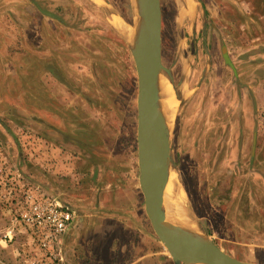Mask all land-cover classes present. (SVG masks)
Masks as SVG:
<instances>
[{
	"label": "rangeland",
	"instance_id": "374dc122",
	"mask_svg": "<svg viewBox=\"0 0 264 264\" xmlns=\"http://www.w3.org/2000/svg\"><path fill=\"white\" fill-rule=\"evenodd\" d=\"M95 1L61 0L66 25L36 11L35 33L42 38V23L60 55L59 78L46 75L43 45L32 58L12 37L0 51V182L38 186L76 211L61 264H121L123 235L144 214L136 64ZM195 1L190 21L179 22L178 0H160L162 62L185 89L168 141L173 168L209 239L264 264V0ZM109 3L114 18L137 23L131 0ZM13 200L0 196V264L35 254L29 229L15 221L21 196Z\"/></svg>",
	"mask_w": 264,
	"mask_h": 264
},
{
	"label": "water",
	"instance_id": "95a60500",
	"mask_svg": "<svg viewBox=\"0 0 264 264\" xmlns=\"http://www.w3.org/2000/svg\"><path fill=\"white\" fill-rule=\"evenodd\" d=\"M142 27L137 46L131 47L138 75V160L140 187L146 213L174 264H260L241 261L212 242L199 223L205 240L177 233L171 214L169 167L175 162L169 147V135L160 118L158 77L162 70L174 80L171 69L162 62V11L160 0H131ZM42 12L57 17L42 9ZM144 29V30H143ZM176 99L180 100L178 92Z\"/></svg>",
	"mask_w": 264,
	"mask_h": 264
},
{
	"label": "crops",
	"instance_id": "0c3cea01",
	"mask_svg": "<svg viewBox=\"0 0 264 264\" xmlns=\"http://www.w3.org/2000/svg\"><path fill=\"white\" fill-rule=\"evenodd\" d=\"M48 1L50 0H0V47H2L0 51L3 52L5 47L12 42V37L16 39L17 44L20 43L27 46V51L32 55V58L39 52L35 49L36 46L43 45L42 53H39H41L40 57L43 60L46 75L57 79L60 75L57 72L59 68H57L56 64L60 60V55L57 58V55L54 54L51 47L53 36L47 31V28L44 30V25L41 22L42 38H39L35 33L37 28L36 11L39 8V11L42 12V7V9L55 14L58 22H63L64 25L67 24L68 20L61 13L63 10L61 0H57L60 6L56 10L47 4ZM84 1L86 3L99 4L95 0ZM100 5L107 6L105 8L110 13L113 21L114 14L109 0H107V3L106 0H103ZM46 16L55 20L47 14ZM36 37L38 40H36ZM52 101L49 100L48 102L51 104ZM142 195L144 214L141 212L136 213L138 221H132L130 227L126 230V234L123 235L124 240L119 255L122 260L121 264H174L170 254H167L168 252L164 250V245L156 234L146 213L145 197L144 194Z\"/></svg>",
	"mask_w": 264,
	"mask_h": 264
},
{
	"label": "built area",
	"instance_id": "2783aa9c",
	"mask_svg": "<svg viewBox=\"0 0 264 264\" xmlns=\"http://www.w3.org/2000/svg\"><path fill=\"white\" fill-rule=\"evenodd\" d=\"M3 174V168L0 167V178H3ZM5 188L9 189L6 193L3 192ZM0 189V196L6 201L15 202V193L21 196V200L16 202L19 212L15 221L29 229L31 242L36 246L35 254L26 256L24 264L63 263L60 245L63 235L75 220L76 211L45 194L38 186L24 187L0 182ZM13 233L14 230L9 229L4 238L12 240Z\"/></svg>",
	"mask_w": 264,
	"mask_h": 264
},
{
	"label": "bare ground",
	"instance_id": "6f19581e",
	"mask_svg": "<svg viewBox=\"0 0 264 264\" xmlns=\"http://www.w3.org/2000/svg\"><path fill=\"white\" fill-rule=\"evenodd\" d=\"M178 5L180 14L179 22L187 18H192L197 11V3L195 0H178ZM113 23L121 31L122 35H124L130 46L135 48L142 33V27L138 23H135L134 25H127L119 17L114 18ZM182 89L184 92L185 89L183 82L176 85L169 79L168 73L165 70L161 71L158 77L160 118L164 123V131L168 135H170L172 130L173 117L175 119L176 108L178 105V100L175 97V91L178 92V90ZM167 168L171 179L169 198L172 205L174 230L182 235L205 240V235L202 233L201 228L196 224L194 218L191 216L185 196L179 188L177 172L173 167H169L168 164Z\"/></svg>",
	"mask_w": 264,
	"mask_h": 264
}]
</instances>
